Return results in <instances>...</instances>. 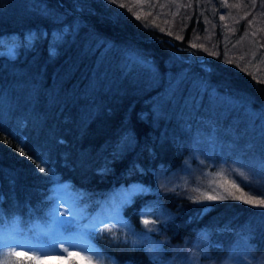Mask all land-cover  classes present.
I'll return each instance as SVG.
<instances>
[{"label": "trees", "instance_id": "trees-1", "mask_svg": "<svg viewBox=\"0 0 264 264\" xmlns=\"http://www.w3.org/2000/svg\"><path fill=\"white\" fill-rule=\"evenodd\" d=\"M180 2L177 24L166 30L126 0H0V40L17 46L10 57L0 44L1 232L13 225L30 234L46 225L54 176L68 181L69 191L85 190L84 202L107 201L115 187L135 181L143 191L121 207L118 241L98 232L93 241L103 256L154 264L177 259L201 239V260L211 264L237 254L264 264V207L149 188L159 171L181 167L197 128L212 129L220 147L257 153L264 146V0ZM259 14L262 25L250 39L244 27ZM166 71L180 78L165 84ZM147 76L162 80L153 87L136 82ZM202 86L236 92L248 107L207 106ZM252 110L260 114L253 118ZM257 193L264 183L253 194L264 199ZM147 205L153 229L140 219ZM145 228L153 243L140 236ZM8 260L37 264L25 256Z\"/></svg>", "mask_w": 264, "mask_h": 264}, {"label": "rangeland", "instance_id": "rangeland-1", "mask_svg": "<svg viewBox=\"0 0 264 264\" xmlns=\"http://www.w3.org/2000/svg\"><path fill=\"white\" fill-rule=\"evenodd\" d=\"M180 1L181 0H126L125 4L128 6L129 2H131L133 7L129 6L131 9L134 8L133 10H135L134 12L137 16H143L154 25L156 24L160 28L167 30L166 26L173 29L177 24L174 16L182 5ZM235 7L237 10V6ZM238 8L240 9L239 13H244V10L241 11L239 6ZM260 16L261 14L256 15L254 18L253 16L248 18L247 26L244 27L250 39L257 37V31L259 29L256 25L261 24L262 19ZM254 21L256 24H253ZM262 22L264 23V20ZM177 33L179 32L175 30L176 35H178ZM195 37L198 38L196 34ZM179 74L180 73L166 71L163 74L165 84L171 85L175 83V81L180 78ZM160 79L161 78L158 76L155 80L154 77L147 76L137 79L136 82H141V84L146 85L147 81H149L151 82V87H153L156 86V83H158ZM204 88L205 87L202 86L200 92L207 91L206 98H208L211 104L216 102L224 107L225 105L230 107L233 104L245 105V108L248 107V104L241 103L244 98L236 92L217 91L215 88L207 87V90H205ZM201 95L203 94H200V96ZM255 114L260 113L255 111L254 114H252L253 118ZM260 118L264 119L261 115ZM262 125L263 123L261 121L256 123L258 129H260ZM203 133L207 132L204 131ZM194 140L192 152L183 160L178 170H161L154 175V185L149 187L152 191L163 187L167 189H178L180 191L182 189L184 191L188 190L191 197L193 196L192 198L197 197L204 199H207V196L216 197L214 199H221V196L233 198V196H240L241 192H243L252 200H264L253 195L255 190L264 183V174L261 173L264 164V146L261 145L257 153H255L250 149L234 148V150H232L231 148L220 147V143L218 141L216 142L212 134L199 135L198 137L196 136ZM213 140H215L214 143ZM247 145H249V143ZM231 170H235L236 173L241 175H231L229 174ZM246 183L248 184L247 187H245ZM233 184H235L240 191H236V189L232 187ZM139 186L140 184L135 183V181L129 182L127 185H120L115 190L113 196L109 198L108 203H104V205L102 203L98 209L88 213L87 210L89 206L82 203L84 199L88 198L89 194L84 190L71 192L67 189L65 181L54 177L51 181L52 196L51 204L48 208L49 211L47 212L49 218L46 225L47 227L41 228V233L36 235V241L33 238L22 236L18 233L19 230L13 225H9L2 232L0 231V263L7 264L9 261L6 255L7 253L3 252H22L24 248L31 247L37 249V251L34 253H27L26 255L39 256L41 252H53V244L56 245V248L63 249L70 243L78 241L81 232L86 231L90 234L91 231L87 230L89 225H99L100 228H113L123 223L122 214L119 212L117 216L115 211V209L119 207L115 206L116 201H123L124 196L130 188L138 189ZM92 200L99 202L100 199L99 197H95ZM149 204L152 205L156 211L159 209L154 203L150 202ZM150 205H147L144 210L150 212ZM61 214L63 220L75 221L71 226V231H65L64 228H58L53 224V217L60 216ZM153 215L154 214L140 215L141 221L144 219L150 221L148 227L151 229L154 228L153 224L155 223ZM109 219L113 220L112 224L101 223V221ZM117 219L119 220L118 223L115 222ZM122 226L123 224L120 225V229ZM148 230L150 229L145 228V233L142 232L140 236L146 237L149 242L151 236ZM61 241H63V243H61ZM150 243L153 242L150 241ZM20 245H22L23 248L19 247ZM190 245L191 246L183 251L177 259L169 256L167 259L155 262L154 264H211V262L205 260L206 258L201 260V258L207 254L204 241L196 239L191 242ZM95 249L97 250V248ZM70 251L73 253L71 256L67 253H65L63 257L49 255L47 257H40L35 261H37V264H88L87 260L82 259V257H87L90 254L89 252H79L78 249H70ZM97 252L100 253L98 250ZM41 258L44 259L39 261ZM215 264H251V262L246 254H237L227 256Z\"/></svg>", "mask_w": 264, "mask_h": 264}, {"label": "snow or ice", "instance_id": "snow-or-ice-1", "mask_svg": "<svg viewBox=\"0 0 264 264\" xmlns=\"http://www.w3.org/2000/svg\"><path fill=\"white\" fill-rule=\"evenodd\" d=\"M121 6H123V5H121ZM221 18L223 19V17H221ZM32 40H33V37L31 36V34H29L28 41L32 42ZM0 44H4L7 47L8 54L10 57L16 53L17 46H16L15 42L7 44L6 42L0 40ZM194 46L195 45H193V47ZM50 51H51V49H50ZM23 146L24 145L21 143V148H23ZM21 155H27V154L25 152L21 151ZM40 163L44 164L46 162L42 160ZM39 170H40V172L46 171V169L42 166L39 167ZM229 174L241 175V174L236 173L235 170H231L229 172ZM247 186H248V184L246 183L245 187H247ZM232 187L235 188L236 191H240V189L235 184H233ZM140 191H143L142 187L139 189L130 188L127 191L126 195L124 196L123 202H122L120 207L126 205L129 201H131L133 196L136 195V193L140 192ZM262 194H264V193H257V195H262ZM214 198H216V197L207 196V199H214ZM220 198L223 199L225 197L221 196ZM233 198L240 199L244 203H251L257 207H264V200H252L248 196H246L243 192H241L240 196H238V197L233 196ZM120 207L115 209L117 216L119 215ZM141 215H151V213L148 212L147 210H144L141 212ZM115 222L118 223L119 220L117 219ZM142 222L146 225L150 223V221L148 219H144ZM73 223H75V221L63 220L62 214L60 216H54L53 217V224H55L58 228H60V227L64 228L65 231H71L72 230L71 226L73 225ZM101 223L102 224H112L113 220H110V219L109 220H103V221H101ZM89 227L90 228L94 227V228H96L97 231L93 232L91 234H89L86 231L81 232L78 241L70 243L67 247H65L63 249L56 248V245L53 244V246H52L54 249L53 252H41V253H39V256H27L26 255L27 253H30V252L34 253L37 251V249L31 248V247L24 248L22 252L13 251V252L7 253L6 255L9 257L12 255L25 256L26 260H38L40 257H47L49 255H57L59 257H63L65 255V253H67L69 256H71V255H73V253H72V251H70V249H78L79 252H89L90 253L87 257H82V259L87 260L88 264H116V262L111 257H105L102 254L98 253L97 250L95 249V247L93 246V241L96 237L97 232L98 233H108L109 236H113L114 239L116 241H118L119 238L114 236L115 229L114 228H100L99 225H89ZM101 238H105V237L101 236ZM110 242H112V241H110ZM61 243H63V241H61ZM133 243L135 244V242H133ZM19 247L23 248L22 245H20Z\"/></svg>", "mask_w": 264, "mask_h": 264}]
</instances>
